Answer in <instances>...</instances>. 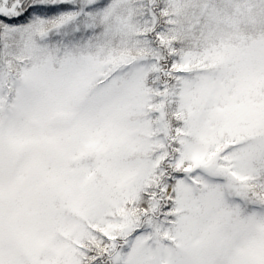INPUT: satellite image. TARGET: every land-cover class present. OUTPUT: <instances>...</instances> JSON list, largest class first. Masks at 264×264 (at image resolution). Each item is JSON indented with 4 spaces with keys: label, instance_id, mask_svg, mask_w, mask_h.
Returning <instances> with one entry per match:
<instances>
[{
    "label": "snow or ice",
    "instance_id": "obj_1",
    "mask_svg": "<svg viewBox=\"0 0 264 264\" xmlns=\"http://www.w3.org/2000/svg\"><path fill=\"white\" fill-rule=\"evenodd\" d=\"M0 264H264V0H0Z\"/></svg>",
    "mask_w": 264,
    "mask_h": 264
}]
</instances>
